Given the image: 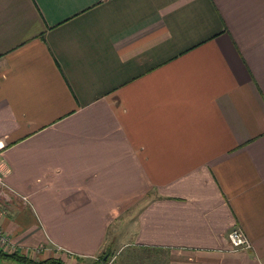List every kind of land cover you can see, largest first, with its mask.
I'll return each mask as SVG.
<instances>
[{"label":"crops","instance_id":"obj_1","mask_svg":"<svg viewBox=\"0 0 264 264\" xmlns=\"http://www.w3.org/2000/svg\"><path fill=\"white\" fill-rule=\"evenodd\" d=\"M0 173L32 258L264 264V0H0Z\"/></svg>","mask_w":264,"mask_h":264},{"label":"rangeland","instance_id":"obj_2","mask_svg":"<svg viewBox=\"0 0 264 264\" xmlns=\"http://www.w3.org/2000/svg\"><path fill=\"white\" fill-rule=\"evenodd\" d=\"M113 255L115 260L111 261ZM107 256L108 260L106 262L101 260V256H98L95 259H86L85 264H93L94 262H100L101 264H163L160 259L161 254H156L151 251L135 250L131 246H124L118 252H111Z\"/></svg>","mask_w":264,"mask_h":264},{"label":"built area","instance_id":"obj_3","mask_svg":"<svg viewBox=\"0 0 264 264\" xmlns=\"http://www.w3.org/2000/svg\"><path fill=\"white\" fill-rule=\"evenodd\" d=\"M2 186H3V176L0 173V187ZM227 239L234 250H246L247 248H249V240L240 227L232 228L227 234ZM0 249L6 252L15 251V247L13 246L10 238L6 234H4L1 228H0Z\"/></svg>","mask_w":264,"mask_h":264},{"label":"trees","instance_id":"obj_4","mask_svg":"<svg viewBox=\"0 0 264 264\" xmlns=\"http://www.w3.org/2000/svg\"><path fill=\"white\" fill-rule=\"evenodd\" d=\"M105 253L101 254V260L105 261L108 260V256ZM14 262L16 264H66L63 262L59 257L50 256L45 259H36L32 258L30 255L22 254L17 251L13 252H6L0 249V262ZM93 264H101L100 262H94Z\"/></svg>","mask_w":264,"mask_h":264}]
</instances>
